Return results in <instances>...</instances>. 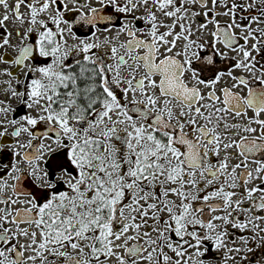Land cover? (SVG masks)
<instances>
[{"label":"snow or ice","instance_id":"6c2138e0","mask_svg":"<svg viewBox=\"0 0 264 264\" xmlns=\"http://www.w3.org/2000/svg\"><path fill=\"white\" fill-rule=\"evenodd\" d=\"M0 264H264V0H0Z\"/></svg>","mask_w":264,"mask_h":264}]
</instances>
